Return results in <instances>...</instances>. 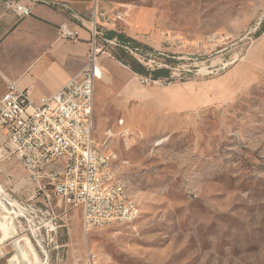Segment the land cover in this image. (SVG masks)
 <instances>
[{
  "label": "rangeland",
  "instance_id": "obj_1",
  "mask_svg": "<svg viewBox=\"0 0 264 264\" xmlns=\"http://www.w3.org/2000/svg\"><path fill=\"white\" fill-rule=\"evenodd\" d=\"M118 7L127 22L109 30L153 50L125 59L169 72L140 76L115 58L116 40L100 41L110 56L100 57L95 136L102 145L116 134L110 147L141 216L86 235L81 209L48 202L0 129V198L15 230L0 264H264V0ZM187 103L199 107L185 111ZM126 129L129 138L119 135Z\"/></svg>",
  "mask_w": 264,
  "mask_h": 264
},
{
  "label": "built area",
  "instance_id": "obj_2",
  "mask_svg": "<svg viewBox=\"0 0 264 264\" xmlns=\"http://www.w3.org/2000/svg\"><path fill=\"white\" fill-rule=\"evenodd\" d=\"M5 5L19 17L32 14L30 5L15 1ZM121 21L127 22L126 17L115 7L104 11L96 7L86 21L81 20L91 35L87 64L40 104L33 101L29 88H21L15 82H8L0 98V129L7 139V152L44 190L48 202L55 196L65 205V213L69 208L81 209L86 235L96 229L135 222L141 216L116 165L119 156L110 147L116 134L106 132L102 145L95 136V89L105 77L100 57L110 56L100 41L109 42L104 36L105 25ZM59 30L61 39L79 41L78 34L68 25H61ZM123 123L119 121L120 126ZM119 135L129 138L132 134L126 129ZM96 257L90 252L89 262Z\"/></svg>",
  "mask_w": 264,
  "mask_h": 264
},
{
  "label": "crops",
  "instance_id": "obj_3",
  "mask_svg": "<svg viewBox=\"0 0 264 264\" xmlns=\"http://www.w3.org/2000/svg\"><path fill=\"white\" fill-rule=\"evenodd\" d=\"M11 1L32 6V14L17 16L5 5ZM130 4L131 0H0V98L8 82L29 88L38 104L52 96L87 64L91 35L81 20L86 21L95 6L104 11ZM61 25L74 30L79 41L61 39ZM113 25L104 27L116 31L109 30ZM197 107L187 103L183 109Z\"/></svg>",
  "mask_w": 264,
  "mask_h": 264
},
{
  "label": "trees",
  "instance_id": "obj_4",
  "mask_svg": "<svg viewBox=\"0 0 264 264\" xmlns=\"http://www.w3.org/2000/svg\"><path fill=\"white\" fill-rule=\"evenodd\" d=\"M104 36L106 40L109 41L116 40L118 42L119 53L115 55V58L122 64L128 66L136 74L140 76L150 77V79L153 81H157V80H161L162 78L169 77L168 76L169 72L164 70L163 68L149 69L146 68V66H144L143 64H141L138 59L136 60L134 58H131L130 61L125 59L126 55L128 56L131 53V54H138L143 59L147 60V56L143 54L139 48L144 47L153 51L151 48L127 36L125 33H119L116 31H106Z\"/></svg>",
  "mask_w": 264,
  "mask_h": 264
},
{
  "label": "bare ground",
  "instance_id": "obj_5",
  "mask_svg": "<svg viewBox=\"0 0 264 264\" xmlns=\"http://www.w3.org/2000/svg\"><path fill=\"white\" fill-rule=\"evenodd\" d=\"M163 142V141H161ZM5 199V198H3ZM7 204V203H6ZM6 204L4 203V201L0 198V245L3 244L5 241L9 240L10 238L13 237L14 235V217H12L13 212H11L8 207L6 206ZM6 211L8 215H2L1 211ZM25 240V245H23V249L29 253V251H31L34 256H37V253L35 251V249L33 248L32 244L29 242L28 239H20ZM20 240L16 241L14 243V246L16 249L21 248L20 244ZM29 250V251H28ZM39 259H37V261H33V264H39Z\"/></svg>",
  "mask_w": 264,
  "mask_h": 264
}]
</instances>
